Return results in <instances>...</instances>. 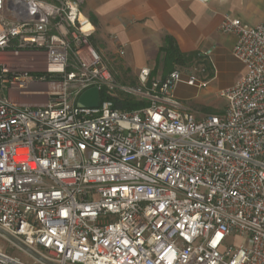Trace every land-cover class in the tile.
Masks as SVG:
<instances>
[{"label":"built area","instance_id":"obj_1","mask_svg":"<svg viewBox=\"0 0 264 264\" xmlns=\"http://www.w3.org/2000/svg\"><path fill=\"white\" fill-rule=\"evenodd\" d=\"M80 5L0 0V229L51 264H264V24L223 16L244 73L197 120L174 92L204 64L121 84Z\"/></svg>","mask_w":264,"mask_h":264},{"label":"crops","instance_id":"obj_2","mask_svg":"<svg viewBox=\"0 0 264 264\" xmlns=\"http://www.w3.org/2000/svg\"><path fill=\"white\" fill-rule=\"evenodd\" d=\"M80 10L93 27L91 44L125 85L135 84L142 69H149L151 78L168 74L160 51L166 36L181 53L207 61L211 72L232 59L235 37L219 29L224 15L264 24V0H81ZM243 73L241 68L238 78Z\"/></svg>","mask_w":264,"mask_h":264},{"label":"rangeland","instance_id":"obj_3","mask_svg":"<svg viewBox=\"0 0 264 264\" xmlns=\"http://www.w3.org/2000/svg\"><path fill=\"white\" fill-rule=\"evenodd\" d=\"M199 64H204L206 67L207 78L213 76L208 83L200 88L190 87L183 83L177 92H174L175 98L181 104V108L184 111L192 113L197 120L203 119L209 114H220L224 107L225 101L219 97V92L236 82L238 79L237 72L243 68V65L237 61L233 56L229 60L226 68L216 69L213 67L212 71L208 69L207 61L196 58L186 64L185 66H174L165 72H170L172 70H178L182 73L185 79L191 74H195L196 70H199ZM199 78L202 77L201 74H197ZM0 243L9 248V244L0 238ZM13 253L18 254L22 258H27L26 254L20 250H11ZM43 251V250H41Z\"/></svg>","mask_w":264,"mask_h":264},{"label":"trees","instance_id":"obj_4","mask_svg":"<svg viewBox=\"0 0 264 264\" xmlns=\"http://www.w3.org/2000/svg\"><path fill=\"white\" fill-rule=\"evenodd\" d=\"M160 51L164 53V63L166 70L173 68L174 66H185L192 60L196 59V54H183L179 51L176 42L173 38L166 36L164 38V44L160 48ZM213 76H210V79ZM140 104L131 103L129 101L117 102V108L119 109H133Z\"/></svg>","mask_w":264,"mask_h":264},{"label":"water","instance_id":"obj_5","mask_svg":"<svg viewBox=\"0 0 264 264\" xmlns=\"http://www.w3.org/2000/svg\"><path fill=\"white\" fill-rule=\"evenodd\" d=\"M76 105L79 108H95V107H97V105H98V91H97V89L96 88H90V89L84 91L80 95V97L78 98ZM0 235L5 237L12 244H14L18 248H20L23 252H25L26 254L32 256L33 258H35L39 262H41L43 264H51L46 259H44L42 256H40L39 254H37L36 252L31 250L30 248L24 246L18 240H16L15 238L11 237L10 235L5 233L1 229H0Z\"/></svg>","mask_w":264,"mask_h":264},{"label":"bare ground","instance_id":"obj_6","mask_svg":"<svg viewBox=\"0 0 264 264\" xmlns=\"http://www.w3.org/2000/svg\"><path fill=\"white\" fill-rule=\"evenodd\" d=\"M84 29H85V30H90V29H91V26H90V25H86V26L84 27Z\"/></svg>","mask_w":264,"mask_h":264}]
</instances>
